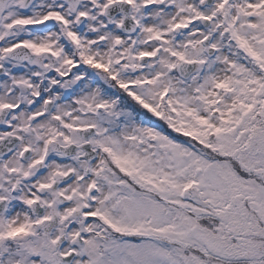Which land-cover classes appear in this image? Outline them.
<instances>
[{
  "label": "snow or ice",
  "instance_id": "obj_1",
  "mask_svg": "<svg viewBox=\"0 0 264 264\" xmlns=\"http://www.w3.org/2000/svg\"><path fill=\"white\" fill-rule=\"evenodd\" d=\"M0 264H264V0H0Z\"/></svg>",
  "mask_w": 264,
  "mask_h": 264
}]
</instances>
